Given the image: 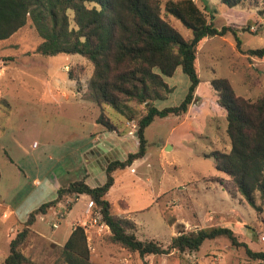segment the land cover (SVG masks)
<instances>
[{
    "label": "rangeland",
    "instance_id": "obj_1",
    "mask_svg": "<svg viewBox=\"0 0 264 264\" xmlns=\"http://www.w3.org/2000/svg\"><path fill=\"white\" fill-rule=\"evenodd\" d=\"M195 1L217 28L228 25L235 35L229 31L206 38L200 44L196 53L200 81L194 91V102L184 114L157 117L146 127L145 155L116 170L106 198L115 204L120 216L134 222L135 234L141 240L154 239L166 247L170 238L182 230L220 225L230 227L237 240L249 248L264 250V198L257 197L256 203L262 206V211L256 213L239 194H234L229 178L216 169L213 152L229 151L230 140L226 111L217 103L216 92L210 86L214 77H225L238 95L255 99L264 93V59L239 52L234 38L237 36L243 50L264 47V6H258L262 10L258 13L256 9L241 6L227 7L217 0H206V4ZM170 19L184 36L189 35L190 31L180 21ZM244 27H249L252 33L242 31ZM13 41L23 45L24 56H34L40 38L26 24L13 35ZM47 61L33 63L31 68L22 65L14 69L17 79L5 83L0 100V125L4 126L0 129V199L13 206L21 222L39 205L54 200L58 188L82 179L85 167L90 172L86 178L88 185L104 181L106 158L87 164L79 153V149L89 145L91 132L102 126L96 122L100 108L87 88L90 64L80 55L66 54L49 56ZM68 69L72 70L74 80L68 77ZM165 80L172 90L165 99L154 102L157 108L179 104L190 85L188 76L179 68ZM104 109L120 131L117 135L104 130L102 137L113 144L106 157L124 159L136 151V127L132 125L144 108L138 107V114L131 121L109 106ZM124 122L130 124L132 135L124 129ZM119 200L126 202V211L118 204ZM63 201L46 214L48 220L56 218L53 213L56 210L66 213L72 201ZM86 203L87 196L80 195L60 222L55 237L63 233V238L69 233V223L81 218ZM10 220L0 214V264L9 253L6 230ZM40 224L52 235L51 226ZM82 224L95 264H244L248 261L244 247L233 246L225 236L204 240L196 251L140 257L109 242L105 238L108 229L91 225L89 217ZM20 247L25 250L26 241ZM43 247L35 249L34 254L23 252L29 258L26 264H53L59 256V247L49 243Z\"/></svg>",
    "mask_w": 264,
    "mask_h": 264
},
{
    "label": "trees",
    "instance_id": "obj_2",
    "mask_svg": "<svg viewBox=\"0 0 264 264\" xmlns=\"http://www.w3.org/2000/svg\"><path fill=\"white\" fill-rule=\"evenodd\" d=\"M217 1L227 7L256 9L258 13L262 12L258 6H264V0ZM170 17L180 21L190 31L189 35L184 36ZM26 24L40 38L34 49L37 55H80L90 64L87 88L100 108L96 122L104 129L110 132L118 129L106 115L105 106L127 121L135 119L138 107L142 106L144 112L135 122L136 151L124 159L108 161L102 183L90 186L82 178L58 188L54 200L42 203L27 215L26 227L9 242L3 264H26L29 258L20 245L26 241L28 227L59 202L83 194L93 201V210L99 211L101 222L108 226L105 238L140 257L196 251L204 240L225 236L233 246L244 247L248 260L244 264H264V250H253L239 242L227 226L182 230L170 238L166 247L154 239L141 240L135 234L134 222L120 216L115 204L106 198L116 170L145 155L146 127L157 117L184 114L194 102V91L200 81L196 66L200 44L206 38L229 31L235 35L231 27L217 28L195 0H0V40L8 39ZM234 38L239 52L264 59V47L243 50L240 40ZM178 68L190 81L185 97L177 105L157 108L154 102L165 99L172 90L165 77L172 76ZM67 74L74 80L71 69ZM210 86L216 92L217 103L226 111L230 140L229 151L213 152L216 169L229 178L234 194L260 213L262 206L256 199L264 198V93L255 99L238 95L225 77H214ZM118 204L127 210L124 200ZM166 220L171 223V219ZM53 264H95L90 260L83 225L72 228Z\"/></svg>",
    "mask_w": 264,
    "mask_h": 264
},
{
    "label": "crops",
    "instance_id": "obj_3",
    "mask_svg": "<svg viewBox=\"0 0 264 264\" xmlns=\"http://www.w3.org/2000/svg\"><path fill=\"white\" fill-rule=\"evenodd\" d=\"M13 35H11L8 39L0 40V100L1 99L3 100V95H4L3 92L5 93V83L15 82L17 79L16 75L13 72L14 69L21 67L22 65L23 66L27 65V66H30V68H31L33 63H38V62L42 63L45 61L48 62L47 59L49 56H37V54L34 56L33 55L24 56L23 55V53H24L23 52L24 51L23 45L16 44V42L13 41ZM37 60H39V61L37 62ZM66 67H67V65H65V68ZM46 81H48V80H46ZM124 125H125L124 129H126L127 133L130 134L129 133V131L131 129L130 124L128 122H124ZM1 128H4V126L0 125V129ZM104 130H105L104 127L100 126L98 131L97 130L92 131L89 145L85 146L82 149H79V153L80 154L82 153L84 161L87 164H91L92 162H94L96 160L98 161L100 158H103V157L106 158V163L108 161L112 160V159L109 160V158H107L106 156H107V154H109L113 150V144L110 141H106V139L102 137ZM113 132H116L117 135L120 134V131L118 129L116 131H113ZM130 135H132V134H130ZM33 144H34V142H33ZM136 144H137V139H136ZM39 155H42V152ZM35 158H36V156H35ZM106 163L104 165H106ZM104 168H105V166H104ZM16 173H17V177H18V175L20 174L19 170H17ZM0 175H1V173H0ZM89 175H90V172L88 171V168L85 167V173L82 176V178L85 179V182L87 180L86 179L87 176H89ZM104 179H105V173H104ZM35 182L37 183L38 180L36 179ZM85 196H87V195H85ZM77 199H78V197L73 198V200H71V198L66 199L67 201L68 200L72 201V203L68 207V210L66 211V213L61 211L62 216L58 220L57 227L52 228V235H48L45 232V230L43 229V226L40 224L42 222H45L46 226L47 225L50 226V223L52 221L56 220V218L54 220H48L45 217L51 208L47 211L46 214L37 216L36 220L28 227L29 233H28L27 238H26V248H25V250L22 249V251L26 252L27 254H29L30 252L33 253L35 249H37L38 247L41 248L42 245L45 247V244H48V243L55 245V246H58V247L62 246L65 243V241L67 240L69 234L71 233L72 228L76 224L83 225L82 221L88 217V214L86 212V208H87V203H86V207H85L84 211L81 212L82 213L81 215L83 217L82 216H81V218H80V216L76 217L74 219V221H71L69 223L71 226L69 233L67 231L63 238H61L63 233H61V235L57 236V237H55L53 235L55 233L56 229L59 227L60 222L63 219L65 220L66 214L68 213L69 210H71L72 206L77 201ZM87 202H88V197H87ZM53 208L54 207H52V209ZM124 211H126V210H124ZM53 213H54V216H56V214H58L59 212H57V210H56ZM0 214H1V217L5 220L11 219L9 221L8 229L6 230L7 231L6 234H7V238H8L7 242L9 244L11 239H13L15 237V234L22 227H24V226L26 227V224H25L26 220L25 221L23 220L21 222L19 220L13 206L10 203H7L5 201V199H3V198L0 199ZM37 220L41 221V222L39 223ZM77 221H78V223H77ZM88 243H90V242L88 241ZM92 257H93V255H92V253H90V260L92 262H94L92 260Z\"/></svg>",
    "mask_w": 264,
    "mask_h": 264
},
{
    "label": "built area",
    "instance_id": "obj_4",
    "mask_svg": "<svg viewBox=\"0 0 264 264\" xmlns=\"http://www.w3.org/2000/svg\"><path fill=\"white\" fill-rule=\"evenodd\" d=\"M132 127L135 128L136 124H133ZM129 133L132 134L131 131H129ZM93 207H94L93 201L89 200L87 202L86 212H87L88 217L90 219L91 225L97 226L99 229H101V228L103 229V227H106L109 231L108 226L105 225L103 222H101V217H100L99 211H93ZM61 216H62V214L60 212L58 214H56V220H54L50 223L51 228L57 227L58 220H59V218H61ZM87 243H88V241H87ZM88 247H89V249H91L90 243H88Z\"/></svg>",
    "mask_w": 264,
    "mask_h": 264
},
{
    "label": "water",
    "instance_id": "obj_5",
    "mask_svg": "<svg viewBox=\"0 0 264 264\" xmlns=\"http://www.w3.org/2000/svg\"><path fill=\"white\" fill-rule=\"evenodd\" d=\"M242 31H247V32H250V33H252V31L250 30V28H249V27H244V28H242Z\"/></svg>",
    "mask_w": 264,
    "mask_h": 264
}]
</instances>
